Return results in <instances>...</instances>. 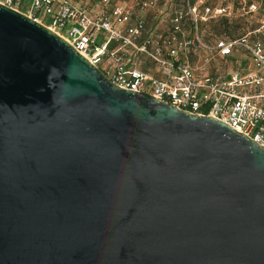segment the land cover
<instances>
[{
	"label": "water",
	"instance_id": "obj_1",
	"mask_svg": "<svg viewBox=\"0 0 264 264\" xmlns=\"http://www.w3.org/2000/svg\"><path fill=\"white\" fill-rule=\"evenodd\" d=\"M0 264H264V146L0 3Z\"/></svg>",
	"mask_w": 264,
	"mask_h": 264
},
{
	"label": "built area",
	"instance_id": "obj_2",
	"mask_svg": "<svg viewBox=\"0 0 264 264\" xmlns=\"http://www.w3.org/2000/svg\"><path fill=\"white\" fill-rule=\"evenodd\" d=\"M175 1L165 0L164 11L158 10L159 0L0 3L36 20L45 17L44 24L118 86L216 117L264 146V34L234 38L224 32L209 44L199 32V21L229 17L231 6L204 0H181L173 6ZM147 10L158 12L152 24ZM238 47L248 54L245 68L214 66L215 56L231 57Z\"/></svg>",
	"mask_w": 264,
	"mask_h": 264
},
{
	"label": "rangeland",
	"instance_id": "obj_3",
	"mask_svg": "<svg viewBox=\"0 0 264 264\" xmlns=\"http://www.w3.org/2000/svg\"><path fill=\"white\" fill-rule=\"evenodd\" d=\"M210 4L227 3L230 1L233 7L231 9V16L229 18L219 17L215 19L199 21V32L203 39L209 44H213L214 38L222 33L230 36H238L250 32L251 36H262L264 34V4L259 0H208ZM181 0L173 2V6H177ZM254 3V6H250ZM177 4V5H176ZM167 3L165 0H159L158 10L164 11ZM27 7V6H26ZM26 9V8H23ZM149 24L157 20L158 12L152 10L144 11ZM42 23L45 22V17L40 18ZM215 63V62H214ZM221 69L237 68L238 63L234 62H220L217 64ZM223 65V66H222Z\"/></svg>",
	"mask_w": 264,
	"mask_h": 264
},
{
	"label": "crops",
	"instance_id": "obj_4",
	"mask_svg": "<svg viewBox=\"0 0 264 264\" xmlns=\"http://www.w3.org/2000/svg\"><path fill=\"white\" fill-rule=\"evenodd\" d=\"M261 3L264 4L263 2H261ZM224 4H229L231 6V9L233 7V5H232V3H230V1H228L227 3H224ZM146 19H147V17H146ZM147 22L149 24L148 19H147ZM236 57H238L237 60H236ZM213 61L215 62V63L213 62L214 63V66L215 67H218L219 70H229V69L234 68V67H232V68H228V69H221L219 66L216 65V63L217 64H220L221 61L222 62H225V63H227V62H234L235 61L236 63H238V67L237 68L243 69V68H245L247 66L248 61H249V58H248L247 52L243 48L238 47L234 51V55H232L231 57L221 58L220 56H215L214 59H213Z\"/></svg>",
	"mask_w": 264,
	"mask_h": 264
},
{
	"label": "trees",
	"instance_id": "obj_5",
	"mask_svg": "<svg viewBox=\"0 0 264 264\" xmlns=\"http://www.w3.org/2000/svg\"><path fill=\"white\" fill-rule=\"evenodd\" d=\"M234 1H238V0H234ZM260 2H262L261 0H259ZM204 2L206 3V4H210V3H208L209 1L208 0H204ZM249 2H250V0H249ZM217 4H224V3H217ZM213 5V4H212ZM221 17H225V18H229L228 16H221ZM211 19H213V18H211ZM201 21V20H200ZM199 24V23H198ZM198 28H199V26H198ZM220 35H222V34H220ZM219 35V36H220ZM241 35H243V34H241ZM241 35H238V36H241ZM238 36H233L234 38L235 37H238Z\"/></svg>",
	"mask_w": 264,
	"mask_h": 264
}]
</instances>
